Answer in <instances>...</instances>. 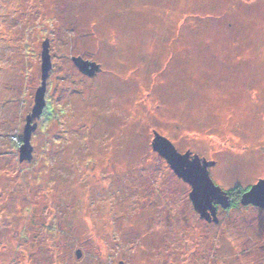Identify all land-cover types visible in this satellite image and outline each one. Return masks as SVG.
Wrapping results in <instances>:
<instances>
[{
	"label": "rangeland",
	"instance_id": "374dc122",
	"mask_svg": "<svg viewBox=\"0 0 264 264\" xmlns=\"http://www.w3.org/2000/svg\"><path fill=\"white\" fill-rule=\"evenodd\" d=\"M155 131L225 190L264 177V0H0V264H264V208L201 218Z\"/></svg>",
	"mask_w": 264,
	"mask_h": 264
},
{
	"label": "water",
	"instance_id": "95a60500",
	"mask_svg": "<svg viewBox=\"0 0 264 264\" xmlns=\"http://www.w3.org/2000/svg\"><path fill=\"white\" fill-rule=\"evenodd\" d=\"M49 44V40H46L43 44L42 82L35 95L33 110L26 117V125L19 149L20 162L25 160L31 161L33 158L32 134L37 129L38 120L41 118L47 105L46 92L48 77L53 67ZM72 60L82 73L89 76H94L101 69L99 63L84 59L82 56H72ZM154 134L155 136L152 142L154 150L166 159L170 167L179 177L183 178L192 186L190 198L195 210L201 215V218L218 222L217 205L220 204L223 208L227 209L231 206L232 198L229 190H225L217 185L210 175L209 168L215 164V161L200 158L197 154L192 155L190 151L181 153L168 137L158 131H155ZM240 201L243 205L252 204L264 208V177L242 193ZM76 255L80 258L82 251L78 249Z\"/></svg>",
	"mask_w": 264,
	"mask_h": 264
},
{
	"label": "trees",
	"instance_id": "16d2710c",
	"mask_svg": "<svg viewBox=\"0 0 264 264\" xmlns=\"http://www.w3.org/2000/svg\"><path fill=\"white\" fill-rule=\"evenodd\" d=\"M48 119H50V117L48 118ZM47 119V120H48ZM17 137V136H16ZM16 141V145H18L19 143H21L22 142V136H18L17 137V139L15 140ZM248 188H250V186L249 187H246V188H244L243 186H241V185H237L235 188H233V189H230L229 190V194L231 195H237V197H239L240 196V194H242L243 192H244V190H247ZM232 192V193H231ZM241 197V196H240ZM236 199H238V198H236ZM239 202V201H238ZM236 204H237V200H236V203H234V205L236 206Z\"/></svg>",
	"mask_w": 264,
	"mask_h": 264
},
{
	"label": "flooded vegetation",
	"instance_id": "af4514ba",
	"mask_svg": "<svg viewBox=\"0 0 264 264\" xmlns=\"http://www.w3.org/2000/svg\"><path fill=\"white\" fill-rule=\"evenodd\" d=\"M248 189H249V188H248ZM245 191H246V190H244V192H245ZM244 192H243V193H244ZM231 193H232V192H231ZM241 195H242V194H240V196H241ZM230 196H231V198H232V203H231V206H230V207H233V206H235L234 203H236V200H237V203H238V200H240L241 197H240V196L237 197V195H234V194H233V195L231 194ZM236 198H238V199H236ZM230 207H228V208H230ZM228 208H227V209H228ZM221 209H223V207H222L220 204H218V205H217V215H218L219 210H221ZM227 209H226V210H227Z\"/></svg>",
	"mask_w": 264,
	"mask_h": 264
}]
</instances>
